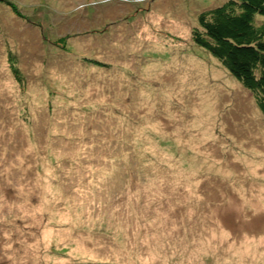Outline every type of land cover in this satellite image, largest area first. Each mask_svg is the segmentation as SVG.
Masks as SVG:
<instances>
[{
    "label": "rangeland",
    "instance_id": "374dc122",
    "mask_svg": "<svg viewBox=\"0 0 264 264\" xmlns=\"http://www.w3.org/2000/svg\"><path fill=\"white\" fill-rule=\"evenodd\" d=\"M226 0H0V264H264V116L192 40Z\"/></svg>",
    "mask_w": 264,
    "mask_h": 264
},
{
    "label": "trees",
    "instance_id": "16d2710c",
    "mask_svg": "<svg viewBox=\"0 0 264 264\" xmlns=\"http://www.w3.org/2000/svg\"><path fill=\"white\" fill-rule=\"evenodd\" d=\"M192 40L252 94L264 116V0H226L201 11Z\"/></svg>",
    "mask_w": 264,
    "mask_h": 264
}]
</instances>
